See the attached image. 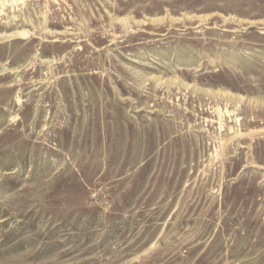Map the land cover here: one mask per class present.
<instances>
[{"label":"rangeland","instance_id":"obj_1","mask_svg":"<svg viewBox=\"0 0 264 264\" xmlns=\"http://www.w3.org/2000/svg\"><path fill=\"white\" fill-rule=\"evenodd\" d=\"M0 264H264V0H0Z\"/></svg>","mask_w":264,"mask_h":264},{"label":"bare ground","instance_id":"obj_2","mask_svg":"<svg viewBox=\"0 0 264 264\" xmlns=\"http://www.w3.org/2000/svg\"><path fill=\"white\" fill-rule=\"evenodd\" d=\"M19 33L11 32V35H18Z\"/></svg>","mask_w":264,"mask_h":264}]
</instances>
